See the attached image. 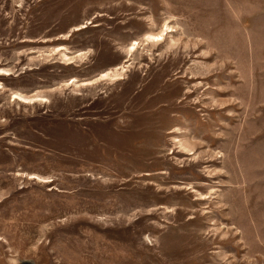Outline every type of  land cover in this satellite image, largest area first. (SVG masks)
Here are the masks:
<instances>
[{
	"label": "rangeland",
	"instance_id": "rangeland-1",
	"mask_svg": "<svg viewBox=\"0 0 264 264\" xmlns=\"http://www.w3.org/2000/svg\"><path fill=\"white\" fill-rule=\"evenodd\" d=\"M0 264H264V0H0Z\"/></svg>",
	"mask_w": 264,
	"mask_h": 264
},
{
	"label": "bare ground",
	"instance_id": "bare-ground-1",
	"mask_svg": "<svg viewBox=\"0 0 264 264\" xmlns=\"http://www.w3.org/2000/svg\"><path fill=\"white\" fill-rule=\"evenodd\" d=\"M82 27H85V25H83ZM82 27H81V28H82ZM78 29H79V28H78ZM157 36H158V35H154L153 37L156 38ZM17 97H18V96H16V98H17Z\"/></svg>",
	"mask_w": 264,
	"mask_h": 264
}]
</instances>
